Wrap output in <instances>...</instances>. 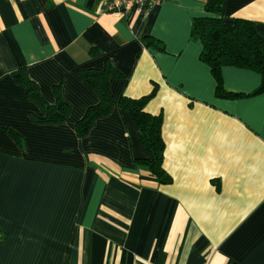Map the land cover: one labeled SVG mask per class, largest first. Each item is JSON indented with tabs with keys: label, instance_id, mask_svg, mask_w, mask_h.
Masks as SVG:
<instances>
[{
	"label": "crops",
	"instance_id": "0c3cea01",
	"mask_svg": "<svg viewBox=\"0 0 264 264\" xmlns=\"http://www.w3.org/2000/svg\"><path fill=\"white\" fill-rule=\"evenodd\" d=\"M110 1L0 0V264H264L260 74L225 65L217 94L191 33L207 0L124 16ZM222 19L264 39V0H224ZM107 64L113 106L79 135L99 101L79 72ZM20 71L45 102L60 93L64 120H37ZM147 95L168 182L138 165L147 152L118 105Z\"/></svg>",
	"mask_w": 264,
	"mask_h": 264
},
{
	"label": "trees",
	"instance_id": "16d2710c",
	"mask_svg": "<svg viewBox=\"0 0 264 264\" xmlns=\"http://www.w3.org/2000/svg\"><path fill=\"white\" fill-rule=\"evenodd\" d=\"M223 5L224 0H207L205 4L207 14L194 19L191 32L192 37L198 38L202 43L201 58L210 66L216 79V92L218 95L223 92L220 70L225 65L249 68L258 72L261 83L255 92H262L264 39L258 34L252 20L237 19L232 25L224 23ZM79 75L99 96V101L89 106L83 116L76 121V130L79 135H83L96 118L111 110L114 98L109 90L108 78L118 76V72L107 64L102 70H81ZM15 79L24 85L26 96L40 104L43 116L38 117V121L58 122L66 118L69 106L57 89L56 101L50 104L41 98L36 83L28 78L25 71L16 74ZM149 96L138 99L122 96L118 105L138 126L140 140L147 152V157L137 160L138 165L144 167L160 182H168L170 177L162 166L164 142L161 136V116L150 114L144 109Z\"/></svg>",
	"mask_w": 264,
	"mask_h": 264
},
{
	"label": "built area",
	"instance_id": "2783aa9c",
	"mask_svg": "<svg viewBox=\"0 0 264 264\" xmlns=\"http://www.w3.org/2000/svg\"><path fill=\"white\" fill-rule=\"evenodd\" d=\"M161 0H112L104 4V10L115 16H124L130 11L146 15L150 7Z\"/></svg>",
	"mask_w": 264,
	"mask_h": 264
}]
</instances>
